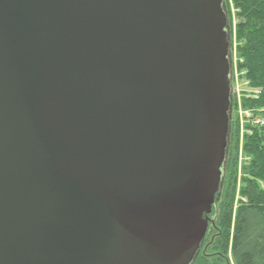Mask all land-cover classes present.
Here are the masks:
<instances>
[{
    "label": "water",
    "instance_id": "95a60500",
    "mask_svg": "<svg viewBox=\"0 0 264 264\" xmlns=\"http://www.w3.org/2000/svg\"><path fill=\"white\" fill-rule=\"evenodd\" d=\"M229 49L224 0H0V264H192Z\"/></svg>",
    "mask_w": 264,
    "mask_h": 264
},
{
    "label": "trees",
    "instance_id": "16d2710c",
    "mask_svg": "<svg viewBox=\"0 0 264 264\" xmlns=\"http://www.w3.org/2000/svg\"><path fill=\"white\" fill-rule=\"evenodd\" d=\"M225 0L236 40L238 67L257 98L244 97V157L238 179L239 123L233 120L225 176L216 197L210 227L192 264H264V0Z\"/></svg>",
    "mask_w": 264,
    "mask_h": 264
},
{
    "label": "rangeland",
    "instance_id": "374dc122",
    "mask_svg": "<svg viewBox=\"0 0 264 264\" xmlns=\"http://www.w3.org/2000/svg\"><path fill=\"white\" fill-rule=\"evenodd\" d=\"M230 5L231 1L229 0ZM224 8L227 13L228 17V12L226 9L225 5V0H224ZM231 12H232V19L234 18V9L233 6H230ZM229 17H228V32H229V41H230V49H229V61L231 65V74H230V81H231V102H232V108L230 112V133H229V148L227 150V158H228V152L231 146V126L233 124V120L236 124V120L239 123V131H240V141L238 144V179L240 181L241 178V172H242V166L245 161L244 157V151H243V146H244V134H245V112L246 109H244L243 105V99L244 97H249L252 95V89L249 87L248 83L246 80L243 78L244 72H242L239 67H238V56L236 52V40H235V35H234V29L233 33L230 30V23H229ZM226 158V162H227ZM226 162L224 165V176H225V167H226ZM223 176V179H224ZM217 202V201H216ZM213 213V211H212ZM210 227V225H209ZM205 240V239H204ZM204 242V241H203Z\"/></svg>",
    "mask_w": 264,
    "mask_h": 264
},
{
    "label": "built area",
    "instance_id": "2783aa9c",
    "mask_svg": "<svg viewBox=\"0 0 264 264\" xmlns=\"http://www.w3.org/2000/svg\"><path fill=\"white\" fill-rule=\"evenodd\" d=\"M258 95H259V90H254L252 92V95L251 96L257 98ZM245 117H246V120L248 121L249 118L250 119L252 118V113L250 111L246 110ZM253 123L258 124V125H264V117H260L259 116V117L255 118L254 121H253Z\"/></svg>",
    "mask_w": 264,
    "mask_h": 264
}]
</instances>
